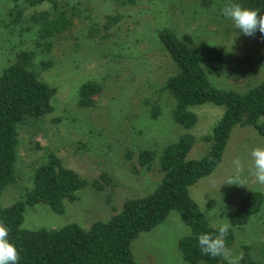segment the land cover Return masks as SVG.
Instances as JSON below:
<instances>
[{
    "label": "rangeland",
    "instance_id": "374dc122",
    "mask_svg": "<svg viewBox=\"0 0 264 264\" xmlns=\"http://www.w3.org/2000/svg\"><path fill=\"white\" fill-rule=\"evenodd\" d=\"M22 1L0 0V74L14 50L32 45L34 27L29 29L26 19L31 9L25 8L14 24L24 7ZM70 1L89 5L96 20L113 7V0ZM228 3L236 2L216 0L204 7L199 0H139L120 7L121 21L103 40H89L85 19L76 20L69 33L56 38L45 56L53 65L44 69L34 63L38 75L57 87L54 111L40 122L28 121L20 126L17 178L4 187L0 201L6 206L21 198L30 183L29 175L45 160L47 152L90 182L98 180L100 188L86 185L75 201L65 204L62 213L43 202L27 206L23 227L58 228L76 222L87 228L96 220L108 219L126 198L145 195L159 183L162 173L156 162L142 167L137 154L143 148L159 153L184 131L172 121L171 101L161 90L174 65L157 40L159 28L167 26L179 35L190 33L196 42L219 47L234 62L248 58L257 63L248 76L235 77L230 69L220 76L210 75L218 86L243 91L264 78V45L239 32L222 16L221 9ZM12 10L15 12L10 14ZM88 79L99 82L101 90L93 96V106L81 107L77 104L78 87ZM154 103L159 104L160 111L153 118L150 106ZM191 110L197 114V122L190 129L196 140L188 156L195 158L207 152L208 143L202 137L210 133L224 107L204 103ZM260 120L264 121V116ZM258 146H264V137L253 126L236 125L215 169L188 190L212 226L225 222V218L230 221L247 192L261 191L260 209L245 224L233 228L229 248L234 254L245 248L264 264V186L255 183L248 171L250 152ZM237 157L244 164L240 178L246 185L224 183L235 175L232 162ZM189 231L180 213L171 211L160 224L132 240L135 262L202 264L184 260L179 251L178 239Z\"/></svg>",
    "mask_w": 264,
    "mask_h": 264
},
{
    "label": "trees",
    "instance_id": "16d2710c",
    "mask_svg": "<svg viewBox=\"0 0 264 264\" xmlns=\"http://www.w3.org/2000/svg\"><path fill=\"white\" fill-rule=\"evenodd\" d=\"M107 1V0H106ZM111 1V0H109ZM139 0H113V7L99 20L92 16V8L70 0H24L15 23L25 8H30L27 20L34 27L32 45L14 50L13 58L0 74V196L7 184L17 178L19 128L24 122L44 120L54 111L53 100L57 87L43 80L36 70L37 61L44 69L53 61L45 57L51 52L56 38L69 33L76 20L85 19L89 40H103L121 21L120 7L134 5ZM216 0H199L208 7ZM249 8L264 12V0H233ZM110 3V4H111ZM152 10V9H151ZM15 11H10L13 14ZM23 33H20V36ZM157 40L170 57L174 68L161 88L171 101L170 117L184 131L165 144L160 152L143 148L137 154L138 164L148 168L156 162L162 176L159 183L142 196L126 198L119 210L106 220H96L84 228L76 222L61 227H23L27 206L43 202L57 213L65 211V204L78 198V192L88 184L100 188L98 180L91 182L74 169L65 166L54 153L47 152L45 160L29 175L30 183L21 198L10 205L0 201V222L9 228V241L20 253L17 264H137L131 242L141 232L148 231L177 210L189 226V233L178 239L184 260L202 264H227L221 258L203 255L197 237L215 233L196 201L189 194V186L210 174L221 160L232 128L251 125L264 137V78L246 90L225 88L214 84L210 75L220 76L229 71L235 76H248L257 63L248 58L233 61L222 49L206 42H196L190 33L177 34L164 26L156 32ZM264 45V35L258 30L254 36ZM241 63L244 66H241ZM101 90L99 82L88 79L78 87L77 104H95L93 96ZM213 103L224 107V112L202 138L208 143L207 152L200 157H189L195 143L190 129L197 122L192 106ZM159 104L150 106V115L157 117ZM106 179V177H105ZM263 194L253 190L246 193L232 214L231 228L226 237L229 247L234 239L233 228L245 224L258 212ZM240 264H263L250 256L244 248Z\"/></svg>",
    "mask_w": 264,
    "mask_h": 264
},
{
    "label": "clouds",
    "instance_id": "9594fccd",
    "mask_svg": "<svg viewBox=\"0 0 264 264\" xmlns=\"http://www.w3.org/2000/svg\"><path fill=\"white\" fill-rule=\"evenodd\" d=\"M222 16L231 20L234 27L242 32L245 36H254L257 30L264 35V12L258 8L244 7L238 3H228L221 9ZM233 44L230 45V48ZM251 164L248 168L250 175L254 178V182L264 186V146H258L251 150ZM235 175L226 182L229 185H246L241 180V174L244 171V164L237 157L233 160ZM231 228L230 221L225 218V222L216 226L215 233H202L197 237L198 247L203 255L212 258H221L227 261V264H240L244 258L241 250L233 253L227 246L226 237ZM9 228L0 222V264H17L20 259V253L9 239Z\"/></svg>",
    "mask_w": 264,
    "mask_h": 264
}]
</instances>
